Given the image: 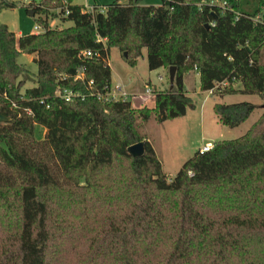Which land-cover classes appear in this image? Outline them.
<instances>
[{
	"label": "trees",
	"instance_id": "obj_1",
	"mask_svg": "<svg viewBox=\"0 0 264 264\" xmlns=\"http://www.w3.org/2000/svg\"><path fill=\"white\" fill-rule=\"evenodd\" d=\"M161 1L88 11L74 0H32L43 31L17 35L0 21V112L9 118L0 125V264H264V110L240 137L198 150L170 181L150 141L142 156L128 151L145 138L140 119L194 107L184 84L191 71L204 91L227 82L220 95L264 100V0ZM12 7L0 0V15ZM54 18L72 25L51 26ZM112 48L127 51L131 66L145 49L150 69L176 66L174 87L154 91V108L98 100L112 84ZM23 53L38 64L37 86L26 90ZM80 68L86 80L74 79ZM58 88L85 98L66 101ZM256 108L214 107L228 127Z\"/></svg>",
	"mask_w": 264,
	"mask_h": 264
},
{
	"label": "rangeland",
	"instance_id": "obj_2",
	"mask_svg": "<svg viewBox=\"0 0 264 264\" xmlns=\"http://www.w3.org/2000/svg\"><path fill=\"white\" fill-rule=\"evenodd\" d=\"M15 7L3 10L0 15L1 21L7 23L14 31H22L23 34L36 32L38 24L36 17L28 11V0H12ZM114 1L127 3L129 0H74L75 3L86 6L93 4L105 5ZM36 2H40L36 0ZM161 0H142L143 5H160ZM100 8H105L100 6ZM68 27L71 21L51 19V26ZM43 31V30H41ZM127 52V51H126ZM123 53L118 48H112L109 63L112 71V84L123 86L131 94L133 107L136 109L147 106L154 108V91L167 90L170 88L169 68L160 67L150 69L148 66L147 49L138 59L135 66L129 65L123 58ZM36 55L23 53L19 56V63L24 65L26 71L19 78L25 81L24 90L37 86L38 64ZM199 74V73H198ZM186 92L194 101V107H188L184 116L159 121L152 113L148 121L139 120V131L152 143L163 165V171L168 180H172L183 167L184 163L194 157L199 148L208 142L214 144L220 140L236 139L259 119L263 113L264 100L258 94H226L220 95L230 84L221 82L217 88L211 91L201 89L200 75L196 71L185 74ZM234 87L240 88L239 82ZM250 101L257 105L249 119L237 127H228L221 123L216 112V103H235ZM47 130L36 126V137L42 139Z\"/></svg>",
	"mask_w": 264,
	"mask_h": 264
},
{
	"label": "built area",
	"instance_id": "obj_3",
	"mask_svg": "<svg viewBox=\"0 0 264 264\" xmlns=\"http://www.w3.org/2000/svg\"><path fill=\"white\" fill-rule=\"evenodd\" d=\"M29 3L32 0H28ZM36 1V0H35ZM42 1V0H39ZM218 0H213L211 1V4L217 3ZM203 3H200L199 5H202ZM225 5V3H223ZM85 9L88 11H93L95 8L93 6H85ZM105 10V8H100V11ZM69 10H67L65 12L66 15H68ZM37 32H41V30H43V27L38 25L37 27ZM97 54V53H96ZM96 54H94L91 50L85 51L84 52V56L92 58L93 56H95ZM67 78V75H63V79ZM74 79L75 80H86V73L85 70L83 68H80L76 74L74 75ZM88 82V86H92L94 84L93 80H87ZM106 91L105 92H98L96 94L98 100L102 101V102H113V101H118V100H128L131 99V94L127 92V90L121 86V85H113L111 84L110 86L106 87ZM211 92H213L211 90ZM57 95L60 96L62 99L66 100V101H72L74 99H76L77 97H81V98H85V94H82L80 92H76L74 90L71 89H57ZM92 95H94L95 93H91ZM214 144H212L211 142L206 143L205 145L201 146L199 148L200 152L204 153L209 151L211 148H213Z\"/></svg>",
	"mask_w": 264,
	"mask_h": 264
},
{
	"label": "water",
	"instance_id": "obj_4",
	"mask_svg": "<svg viewBox=\"0 0 264 264\" xmlns=\"http://www.w3.org/2000/svg\"><path fill=\"white\" fill-rule=\"evenodd\" d=\"M29 13L31 16L35 15L32 9L29 11ZM125 55L127 56L128 53L125 52ZM176 70H177L176 66H171L169 68V76H170V84H171L170 89H172L175 85ZM8 120L9 118L0 112V125L4 122H7ZM128 151L134 156H142L145 153V141H140L129 146Z\"/></svg>",
	"mask_w": 264,
	"mask_h": 264
},
{
	"label": "crops",
	"instance_id": "obj_5",
	"mask_svg": "<svg viewBox=\"0 0 264 264\" xmlns=\"http://www.w3.org/2000/svg\"><path fill=\"white\" fill-rule=\"evenodd\" d=\"M129 2H130V0H129ZM129 2H127V3H129ZM75 3V2H74ZM122 3H124V2H122ZM127 3H125V4H127ZM142 3V2H141ZM77 4V3H76ZM110 4V3H109ZM143 4V3H142ZM80 5V4H79ZM93 5H96V4H93ZM97 5H99V6H106V5H108V4H105V5H100V4H97ZM83 6H86V5H83ZM91 6V5H90ZM0 21H1V19H0ZM1 22H3V21H1ZM3 23H5V22H3ZM7 24V23H6ZM8 25V24H7ZM9 26V25H8ZM10 28V27H9ZM11 29V28H10ZM12 30V29H11ZM13 31V30H12ZM14 32H16V34L17 35H23V32L22 31H15L14 30ZM197 75H199L198 73H197ZM186 76V75H185ZM185 76H184V84H185ZM186 87V86H185Z\"/></svg>",
	"mask_w": 264,
	"mask_h": 264
}]
</instances>
